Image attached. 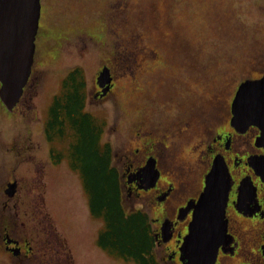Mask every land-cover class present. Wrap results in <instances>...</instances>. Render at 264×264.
Returning <instances> with one entry per match:
<instances>
[{
    "label": "rangeland",
    "instance_id": "1",
    "mask_svg": "<svg viewBox=\"0 0 264 264\" xmlns=\"http://www.w3.org/2000/svg\"><path fill=\"white\" fill-rule=\"evenodd\" d=\"M41 1L32 79L13 115L16 132L23 129L29 144L41 147L32 148L34 159L18 155V175L34 181L35 159L43 163L45 182L37 181L40 187L34 185L32 194L43 202L74 264H138L98 245L106 220L90 211L80 177L94 163V127L92 133L86 131L82 112L74 119L64 112V117L54 114L48 120L55 144L67 152V142L72 143L66 153L72 171L67 158L53 160L44 150L48 106L68 89L70 72L79 69L87 107L103 130L99 142L102 149L104 143L113 145L114 164L123 165L128 149L161 139L168 146L162 145V168L165 178L172 177L173 171L181 172L182 158L195 157L191 145L198 142L203 125L224 111L217 97L224 99L236 82L264 69V0ZM104 66L112 68L116 85L108 99L97 102L93 94ZM1 102L0 121L6 117ZM183 120L190 121L191 129L178 136ZM115 121V127L110 125ZM140 122L144 127H137ZM10 127L0 122V141L10 139ZM154 195L149 193L151 201ZM121 198L128 211L142 202L126 189Z\"/></svg>",
    "mask_w": 264,
    "mask_h": 264
},
{
    "label": "flooded vegetation",
    "instance_id": "2",
    "mask_svg": "<svg viewBox=\"0 0 264 264\" xmlns=\"http://www.w3.org/2000/svg\"><path fill=\"white\" fill-rule=\"evenodd\" d=\"M39 35L40 32L36 39L37 49ZM111 73L112 85L105 89L106 94L101 95L103 88L96 84L97 90L93 96L97 102L108 99L114 92L116 75L112 68ZM263 76L264 69L257 70L254 75L248 74L233 85L227 97L224 99L217 97V102L223 104L225 109L209 125H203L198 142L191 145L192 153L196 155L192 160L181 159V172L173 171L172 177L165 178V169L162 168L164 163L162 145L165 148L168 146L161 139L153 141L150 146L148 142H143L134 149H128L126 161L123 165L117 166L123 190L126 189L129 195L135 194L142 199L140 208L148 213L151 223L149 228L151 237L148 243H153L159 264H181L179 248L184 235L188 232L194 212V208L187 207V204L194 203V200L199 198L216 155L222 156L226 161L232 184L228 192L226 209L228 237L220 245L215 263L264 264V145L257 143L261 128L256 124H250L245 130H240L232 125L233 100L239 85L246 79ZM26 88L28 89V86ZM19 103L13 110H8L1 102L4 106L1 112L6 117L2 116L3 120L0 122L3 126L7 124L11 126V135L6 134L10 139L0 141V264H74L69 258L63 238L55 232L56 224L49 213L44 211L43 202L38 200L39 197L34 199L35 195L32 194L34 185L40 187L37 181L43 184L45 182L43 163L35 159L38 175L33 178L34 181L28 176L20 178L18 175V158L34 159L32 148L40 146L29 144L26 138L28 134L24 131L20 133L23 129L16 132L13 115L17 112ZM84 105L86 108L87 101ZM46 113V119L42 124L45 133L44 150L53 160H65L72 143L67 142V152L64 151V147L55 144L53 131L47 127L50 109ZM139 114H142L140 109ZM136 121L132 123L134 126ZM183 123L184 128L180 129L181 133L178 136L181 134L185 136L184 131L191 129L189 120H183ZM110 125L115 127L117 121L110 122ZM137 127L144 126L140 122ZM90 130L92 125L88 124V131ZM151 156L156 158L161 175L157 186L145 189L143 183L146 177L140 174L138 169L146 165L147 159ZM68 160V165L71 166V158ZM71 169L73 171L72 166ZM80 177L82 178V173ZM152 191L155 195L151 201L149 193ZM154 202L157 203V207L152 206Z\"/></svg>",
    "mask_w": 264,
    "mask_h": 264
},
{
    "label": "water",
    "instance_id": "3",
    "mask_svg": "<svg viewBox=\"0 0 264 264\" xmlns=\"http://www.w3.org/2000/svg\"><path fill=\"white\" fill-rule=\"evenodd\" d=\"M41 9V0H0V96L10 109L19 101L34 65ZM100 73L98 83L104 87L112 80L110 68L105 66ZM233 102L232 125L241 130L258 125L257 143L264 145V76L243 82ZM214 160L205 188L192 206L193 220L180 247L182 264H216L219 246L228 236L225 214L231 175L223 157ZM156 165L150 157L141 168L147 176L146 189L158 181Z\"/></svg>",
    "mask_w": 264,
    "mask_h": 264
},
{
    "label": "trees",
    "instance_id": "4",
    "mask_svg": "<svg viewBox=\"0 0 264 264\" xmlns=\"http://www.w3.org/2000/svg\"><path fill=\"white\" fill-rule=\"evenodd\" d=\"M79 69H74L68 77L65 85L68 90L65 100L59 98L55 101L53 111L57 113L60 105L64 106L66 112L74 119L79 110V103L83 100L85 82L79 79ZM84 128L88 130V124H94V142L96 148L93 150L91 166L83 171L84 188L86 189L90 209L94 213H102L107 227L101 233L100 245L120 256L133 258L138 264H157L154 255L151 254L149 236L147 232V220L142 210L127 213L123 208L119 176L117 167H110L111 149L107 147L101 151L96 121L90 114L84 115ZM101 128V127H100ZM92 133V131L90 130ZM90 163V158H89ZM94 171V172H93Z\"/></svg>",
    "mask_w": 264,
    "mask_h": 264
}]
</instances>
